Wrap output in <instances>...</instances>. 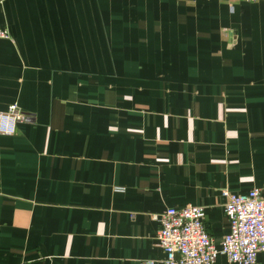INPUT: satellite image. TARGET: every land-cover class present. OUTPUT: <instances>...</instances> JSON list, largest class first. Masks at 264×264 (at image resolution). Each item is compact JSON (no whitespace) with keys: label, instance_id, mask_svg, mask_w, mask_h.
I'll return each instance as SVG.
<instances>
[{"label":"crops","instance_id":"crops-1","mask_svg":"<svg viewBox=\"0 0 264 264\" xmlns=\"http://www.w3.org/2000/svg\"><path fill=\"white\" fill-rule=\"evenodd\" d=\"M0 26V264H162L166 209L218 248L221 191L264 197V1L0 0Z\"/></svg>","mask_w":264,"mask_h":264},{"label":"built area","instance_id":"built-area-1","mask_svg":"<svg viewBox=\"0 0 264 264\" xmlns=\"http://www.w3.org/2000/svg\"><path fill=\"white\" fill-rule=\"evenodd\" d=\"M229 3H255L264 0H226ZM0 26V39H8ZM23 117L14 106L0 112V135L12 136ZM228 232L216 248L204 229V210L185 206L168 208L157 217L158 247L164 253L162 264H214L223 256L228 264H255L258 254L264 260V197L258 189L235 195L221 191ZM146 264H152L146 262Z\"/></svg>","mask_w":264,"mask_h":264},{"label":"water","instance_id":"water-1","mask_svg":"<svg viewBox=\"0 0 264 264\" xmlns=\"http://www.w3.org/2000/svg\"><path fill=\"white\" fill-rule=\"evenodd\" d=\"M234 36H235V33H231V35L229 36L230 37V40H233L234 39Z\"/></svg>","mask_w":264,"mask_h":264}]
</instances>
